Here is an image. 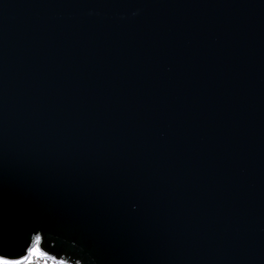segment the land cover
I'll return each mask as SVG.
<instances>
[{"label":"water","instance_id":"95a60500","mask_svg":"<svg viewBox=\"0 0 264 264\" xmlns=\"http://www.w3.org/2000/svg\"><path fill=\"white\" fill-rule=\"evenodd\" d=\"M264 264V0H0V252Z\"/></svg>","mask_w":264,"mask_h":264},{"label":"snow or ice","instance_id":"6c2138e0","mask_svg":"<svg viewBox=\"0 0 264 264\" xmlns=\"http://www.w3.org/2000/svg\"><path fill=\"white\" fill-rule=\"evenodd\" d=\"M0 264H70L43 248L42 234H35L18 254L0 252Z\"/></svg>","mask_w":264,"mask_h":264}]
</instances>
